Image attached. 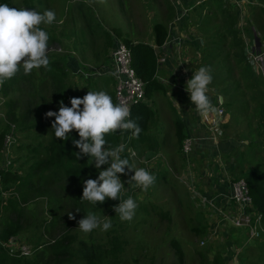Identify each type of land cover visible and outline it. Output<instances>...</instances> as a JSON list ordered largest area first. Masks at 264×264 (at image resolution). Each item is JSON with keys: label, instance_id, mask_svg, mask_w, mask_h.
I'll use <instances>...</instances> for the list:
<instances>
[{"label": "rangeland", "instance_id": "rangeland-1", "mask_svg": "<svg viewBox=\"0 0 264 264\" xmlns=\"http://www.w3.org/2000/svg\"><path fill=\"white\" fill-rule=\"evenodd\" d=\"M263 1L239 0L244 14L242 13L239 23L237 19L233 30H229L227 27L232 26L230 22L233 18H237L238 13H231L227 10L215 11L213 18L208 17L207 19H211L207 24L216 23L218 25L219 23L220 29L206 36L204 52V61L208 63L212 77L217 83L223 80L218 85L221 87V94L230 96L235 93L238 100H247V105H251L247 108L246 102L245 104L242 102L244 105L242 111L234 112L235 119L241 122L242 117L245 121L243 112L254 115L256 120L259 118V122L255 124H257L256 129L260 135L264 133V116H260L264 112V43L261 42L264 40ZM14 2L18 7L30 8L22 0H14ZM150 2L155 5L160 2L162 6L164 0H35L33 2V9L37 12L43 13L46 9H50L56 13V20L51 25L42 24L40 26L48 32L51 31L50 36L64 37L68 44L70 43L69 46H66L56 40L53 46L48 47L47 55L48 58L52 55H67L68 60L73 56L75 58L73 60L77 61V73L74 72L75 74L71 75L74 80L78 81L79 87L77 91H73L74 97L82 98L89 90H103L109 95L114 94L113 77L109 74H98L99 69L108 62L110 57L109 54L113 46L111 37L114 38L117 35L114 29L122 31L120 36L122 39L125 37L129 39L146 38L147 33L152 30L154 21H160V19L154 20V15L149 13L151 12L149 11ZM213 3L223 4L224 1L213 0ZM232 6L234 5L230 3L227 8ZM242 11L238 9V12ZM239 37L241 38L240 49L248 51V58L237 57L236 53H240L241 50L231 48L236 40L240 39ZM149 38H147L148 41H150ZM180 42L181 40L178 41L179 44H181ZM197 43L199 44L198 41ZM188 54L194 57L193 51ZM41 73L43 74L41 68H34L27 75L34 74L33 80L38 83L42 76ZM20 78L19 76L13 83H11V78L4 81L12 87L7 96L2 94L4 82L0 83V131L8 130L7 136H12V138L15 136L17 140L21 138V135L17 133L19 124L13 123L7 118L5 104L19 101V103L16 102L19 106L18 109L25 108L24 98L30 89ZM222 86L235 88L232 92L226 91ZM49 92L47 88L42 90L45 98L51 96ZM229 92L232 93L229 94ZM234 99L236 98L234 97ZM219 100L218 98V105ZM225 107L228 108L227 103ZM237 128L244 129L247 128V125L246 123L244 126L240 124V127L235 126L234 129ZM127 136L130 135L124 133L120 143L126 142V150H130L132 154L134 152L142 162V166H145V155L149 152H146V148L141 146L130 148L129 141L127 144ZM251 140L253 143L250 150H254L260 138L257 134L252 133ZM176 146L179 147V151L176 150V152L182 155L181 144L179 145L177 142ZM14 148L10 160H14V169L24 174L32 160L25 158L28 156L27 149ZM258 148V154L261 157L256 156L258 155L257 151H254L255 156H251V160L257 163L261 158H264L262 149ZM241 154L242 157L248 156V152ZM172 155L175 156V154ZM170 157L162 159V162L157 165L156 160H153L150 170L161 168L159 171L151 172L155 180L147 190L134 187L131 182L127 183L132 173L127 176L120 174L124 183L123 190L128 187L126 191L121 192V198L131 196L137 202L135 215L131 221H121L113 210L117 203L112 199H106L100 204V210L93 215L102 221H110L112 225L110 229L107 231L94 229L84 234L75 228L71 233L76 235L78 240L84 239L89 242H103L118 237L124 244V246L121 245L123 247L120 254L121 264H222L221 261L224 262L223 264H264V223L261 235L247 243L243 241L246 239L245 233L237 232L225 219L226 212H221L220 209L215 221L220 222L221 228H225L218 229V222H216L217 227L210 228L212 219L206 217L204 211L207 213L208 208L206 209V207L210 206L214 209L215 207L205 198H202V201L206 206L201 208L197 205L195 197L198 195V191L191 186V181L188 180L189 171L184 166L183 159L173 160ZM229 158L228 156L227 159ZM4 161H6V157H4ZM7 162L9 161L7 160ZM168 166L171 169H168ZM9 194L10 192H8ZM87 206L91 209L89 202ZM27 211L31 220L24 221L20 232L12 238L17 243L29 245L32 248L31 254H34L35 247L39 246V250L36 252L42 251L44 246L45 248L49 247L53 239L63 235L64 231L52 230L50 226L47 227L46 220L45 224L43 223L46 217L50 218L58 213L54 210L53 205L46 203L44 197H33L27 206ZM7 217L8 213L0 210V229L1 223ZM224 222L226 224L222 225ZM9 245L10 242L5 244L7 247ZM16 246L18 245L16 244ZM238 249L241 253L232 262L231 257L236 255L235 252ZM48 251L46 250L41 256L38 254L35 261L46 259L49 255ZM217 257H221V261L217 262ZM72 264L82 263L75 259Z\"/></svg>", "mask_w": 264, "mask_h": 264}, {"label": "trees", "instance_id": "trees-1", "mask_svg": "<svg viewBox=\"0 0 264 264\" xmlns=\"http://www.w3.org/2000/svg\"><path fill=\"white\" fill-rule=\"evenodd\" d=\"M22 1L26 6L33 9L35 0ZM258 1L260 2V0ZM0 2L8 3L11 7H18L14 0H0ZM224 4L229 6L230 3L224 2ZM230 11L231 13H238L237 18H233L230 22L232 26L227 27L229 30H233L232 28L236 25L237 19L239 23V19L244 13L243 11L238 12V7L235 5L230 7ZM216 29L219 30V26ZM114 32L117 35L114 38L111 37L113 44L115 39L118 38L131 48L133 67L145 84L146 100L133 107L130 117L139 125L141 132L138 137L127 136L129 146L134 149L145 143L149 149H157V141L149 134V126L156 120V113L153 107L149 105V101L153 102L156 96L167 93L166 86L158 78L159 56L161 53L149 41H137L126 37L122 39L120 38L122 35L121 30L114 29ZM48 33H51V31ZM151 33L154 36L156 45H164L169 35L168 26L162 22H154ZM56 40L61 44H66V46L70 45L66 38L50 36L49 34L48 47L53 46ZM203 40L206 42V39L203 38ZM240 40L241 38L237 39L231 48L240 49ZM204 52L205 48L202 51V60H205ZM247 53L246 49L241 50L240 53H236V56L241 59L248 58ZM67 60V55H52L49 57L48 66L40 67L43 74L41 73L42 76L38 83L33 80L34 74H24L22 68L11 78V83H13L20 76V80L25 81L30 92L24 98V109H18L19 101L5 104L7 118L11 122L19 124L17 133L21 135V138L17 140L14 136L11 144L7 147L5 139L8 130L0 131V210L8 213V217L1 223L0 229V264H72L75 259L80 260L82 264H121L120 254L123 251L121 245L124 246V244L118 237L103 242H89L84 239L78 240L76 235L72 234L73 230L78 228V221L84 215H93L100 210L101 202H97V205L91 204V209H89L88 202L81 199L83 181L89 178L95 179L99 170L94 167V163H91V158L80 157L77 159L75 156L74 153H77L79 149L73 145L72 140L79 138L77 133L73 131L68 140L55 138L51 129V120L54 117L46 118L45 116V113L49 110L57 111L60 101L70 106L68 104L69 98L74 97L73 91L79 89L74 77H71L73 72L68 67ZM11 88V85L4 82L3 96H7L11 92ZM44 88L50 91L51 96L46 98L43 96L42 90ZM233 88L226 86L223 89L233 92ZM232 92H229V94ZM110 96L113 102L116 103L115 92ZM16 102L18 103L16 104ZM260 116H264V112ZM174 124L176 137L181 144L182 151L183 141L186 137L184 133L185 126L178 117L175 119ZM9 126L11 127V125ZM12 133H14L13 130ZM123 134L119 131L105 134L107 146H118ZM14 147L27 149L28 156L25 158L32 160L24 174L14 169V160H10L13 156ZM122 155L128 156L129 151L126 150ZM4 157H6V161H9L8 165L4 161ZM104 167L101 166V168ZM241 176L248 183L254 201V209L263 214L264 221V163L260 161ZM8 192H10L9 195ZM36 196L44 197L46 203L53 205L54 210L58 212L50 218L46 217L43 223L45 224L46 220L47 227L50 226L52 230H63L64 233L57 239H53L49 247L45 248L44 246L41 249L42 251L36 252L39 250V246H37L34 254L26 256L13 255L10 245L7 247L5 244L20 232L24 221L31 220L27 206L30 204V200ZM114 201L117 204L119 203L118 200ZM69 214L73 218L70 219ZM46 250H49L47 258L42 261H35L37 255L41 256ZM216 261H221V257H217ZM221 263L224 262L221 261Z\"/></svg>", "mask_w": 264, "mask_h": 264}, {"label": "crops", "instance_id": "crops-1", "mask_svg": "<svg viewBox=\"0 0 264 264\" xmlns=\"http://www.w3.org/2000/svg\"><path fill=\"white\" fill-rule=\"evenodd\" d=\"M198 1L164 0L162 6L160 2H157V5L150 2L149 11L151 12L149 13L154 15V20L160 19L159 22L168 26L167 42L161 46L156 45L151 30L150 33H147L146 38H136L137 41L148 42L147 38L151 36L149 43L161 53V57L166 58L165 63L160 64L158 78L166 86L167 93L156 96L153 102L149 101V105L153 107L156 113V120L149 126V134L157 141L158 148L153 150L149 149L145 143L140 145L142 148H146V152H149L145 155V166H142L141 162V167L147 169L150 173L159 171L161 167L150 170L153 160H156L157 165L162 162V159L169 158V156L173 160L183 159L184 164L188 161L189 164L186 163L185 166L187 165L186 167L191 173L188 176L191 186L198 191V195L195 197L197 205L201 208L206 206L202 201V198H205L207 202L215 207V209L210 206L206 207V209L208 208L207 213L204 211V215L212 219L210 228H215L217 227L216 222H218L215 219L218 217L219 209L221 212H226L233 203L231 199L232 182L242 177L241 174L247 173L257 164L254 160H251V156H255L254 151H257V154L259 153L258 147L264 153V133L260 135L257 131V124L255 123L258 119L256 120L254 115H249L247 112L244 114L243 112L245 121L242 117L241 122L235 119L234 112L242 111L244 106L242 102L244 104L246 102L245 105H247L248 101L242 98H240L242 100H238L235 97L236 94L230 96L227 94L228 97L222 95L221 87H218V85L223 80L217 83L213 78L208 86L207 95L215 111L210 112L207 116H201L190 101L189 94L185 90L187 80L201 66L208 67V63L202 60L201 55L206 45L203 38L206 39L208 34L218 30L216 27L219 23L218 25L216 23L208 25L207 22L211 18H207H213L215 11H230V8H227L228 5L224 3L215 4L212 0L201 4ZM179 40H181L182 45L178 43ZM261 42L264 43V40H261ZM192 51L194 57L188 54ZM73 59L75 58L72 56L68 60V67L74 70L73 73H77L78 64ZM75 81L78 84V81ZM212 86L215 88L213 89ZM218 98L223 103L224 113L222 116H219ZM226 103L228 108L225 107ZM246 107H251V105ZM177 117L184 123L185 138L190 137L192 139L188 159H185L184 154L181 155L176 152V150L179 151V147L176 146L178 140L174 124ZM245 123L247 128L234 129L235 126L240 127V124L244 126ZM252 133L257 134L260 138L254 150H250L253 143L251 140ZM242 152H248V156L242 157ZM172 154H175V156ZM228 156L229 159H227ZM256 156L261 157L259 154ZM260 161L264 163V158H261ZM168 169H171L170 166H168ZM127 188L122 189V191H126ZM218 223V229L225 228H221L220 222ZM225 224V222L222 223V225Z\"/></svg>", "mask_w": 264, "mask_h": 264}, {"label": "clouds", "instance_id": "clouds-1", "mask_svg": "<svg viewBox=\"0 0 264 264\" xmlns=\"http://www.w3.org/2000/svg\"><path fill=\"white\" fill-rule=\"evenodd\" d=\"M56 20V13L46 9L43 13L24 7H11L0 2V83L12 78L21 68L25 74L34 68L47 67L49 33L40 25H51ZM211 69L201 66L187 80L185 90L190 101L201 116L215 111L209 96L208 86L212 82ZM68 105L59 102L57 111L49 110L46 118H52L51 129L54 137L68 140L75 131L78 139L73 145L79 149L74 153L80 157L91 158V163L99 170L95 179L83 181L82 200L92 205L106 199L118 200L113 210L121 221H131L135 215L137 202L133 197L121 198L124 183L119 174L127 176L132 173L127 183L134 187L147 190L155 177L145 168L134 165L135 155L129 150L123 156L126 146L120 144L108 147L105 134L119 131L131 137H138L141 132L139 125L130 119L127 104L114 103L112 97L103 90L88 91L82 98H69ZM105 166L101 168V166ZM69 218H73L69 214ZM111 222L101 220L95 215H84L78 221V229L87 234L94 229L107 231Z\"/></svg>", "mask_w": 264, "mask_h": 264}, {"label": "built area", "instance_id": "built-area-1", "mask_svg": "<svg viewBox=\"0 0 264 264\" xmlns=\"http://www.w3.org/2000/svg\"><path fill=\"white\" fill-rule=\"evenodd\" d=\"M204 1L209 0H199L198 3H202ZM223 1L232 3L242 11V4H239V0ZM132 61L133 58L131 48L126 45L123 40L117 38L115 39L113 47L110 51L108 63L102 66L98 71L99 75L109 74L113 77L115 82L116 103L127 104L130 109V117L133 107L146 100L145 84L137 75ZM165 61V57L159 56L160 64L165 63ZM218 106L219 116H222L224 110L220 100ZM12 140V136H6L5 141L7 147L11 144ZM128 140L129 138H127V144ZM120 144H124L126 146V142H122ZM191 146L192 139L190 137L185 138L182 145V151L185 159L189 158ZM186 163L189 164L188 161ZM8 164L9 162H7V165ZM189 175H191V173H189ZM232 184L234 185V195L231 198L233 203L226 211L225 219L231 223L232 227L237 232L243 231L245 233L246 239L243 241L247 243L248 241L256 239L261 235L263 214L254 209V201L250 194L248 183L244 177L235 179ZM16 244L18 246H16ZM10 247L13 255L26 256L32 253V248L29 245L25 243H17L13 238L10 240ZM235 253L236 255L231 257L232 262L239 257V254L241 253L240 249H238Z\"/></svg>", "mask_w": 264, "mask_h": 264}, {"label": "water", "instance_id": "water-1", "mask_svg": "<svg viewBox=\"0 0 264 264\" xmlns=\"http://www.w3.org/2000/svg\"><path fill=\"white\" fill-rule=\"evenodd\" d=\"M134 154V153H133ZM135 155V154H134ZM136 159L134 158L133 162H134V165L138 168V167H141V161L140 159L135 155ZM231 194H232V197L234 195V185L231 184Z\"/></svg>", "mask_w": 264, "mask_h": 264}]
</instances>
